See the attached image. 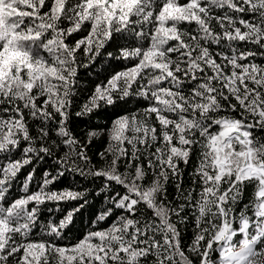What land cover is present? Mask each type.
<instances>
[{
	"label": "snow or ice",
	"instance_id": "obj_1",
	"mask_svg": "<svg viewBox=\"0 0 264 264\" xmlns=\"http://www.w3.org/2000/svg\"><path fill=\"white\" fill-rule=\"evenodd\" d=\"M77 33L85 34L69 39ZM102 52L132 63L97 84L75 115L148 104L113 121L96 167L87 148L100 130L81 142L68 120L79 70ZM257 57L264 0H0V264H264ZM45 158L54 171L30 191L33 167L25 195L13 198L21 170ZM67 172L103 178L105 207L91 211L86 191L54 189ZM69 201L78 203L59 220L40 222L42 205ZM90 211L82 239L56 243ZM190 220L195 235L185 250Z\"/></svg>",
	"mask_w": 264,
	"mask_h": 264
},
{
	"label": "trees",
	"instance_id": "obj_2",
	"mask_svg": "<svg viewBox=\"0 0 264 264\" xmlns=\"http://www.w3.org/2000/svg\"><path fill=\"white\" fill-rule=\"evenodd\" d=\"M182 3L186 0H181ZM182 27H188L187 25H182ZM85 33H77L74 37L69 38L70 40L78 39L81 35ZM241 47H254L252 45H241ZM113 49L108 48L107 51H112ZM79 56V54H78ZM257 62H264V57H257ZM132 62L125 61H116L108 59L104 52L101 56L97 57L95 62L90 64L87 68H80L78 80V89L77 95L74 98L73 106L69 115L68 128L70 131L81 141L86 142L87 133L90 130L96 129L100 130L98 138H94L92 143L88 145L87 154L91 157V164H94L96 167H100L103 164L99 153L103 152L105 147L108 145L109 136L108 129L111 127L113 121L125 114H132L135 111L139 110L141 113L143 109L147 106L148 102L142 99H133L131 103L122 102L117 103L112 106H102L98 110L94 111L91 115L88 116H76L75 113L80 110V105L92 94L97 84L106 83L108 78L114 74L116 71L123 70L125 67L131 65ZM235 115V113H233ZM65 149L61 147L57 151V155H62ZM19 158V154L17 157ZM195 166V162L189 165L185 169L184 173V186L187 187L190 183V174ZM35 167L36 177L33 181V184L30 185V191L36 190V181L39 180L40 176L45 171H54L56 165L53 160L45 158L39 162H34L33 165H29L21 170L18 175L17 181L14 182V187L12 188V197L17 198L25 195L21 190V185L24 181V177ZM103 184V178H93L91 176H80L72 172H67L63 177H61L57 182L52 185L54 189H74L77 191H86L87 198L90 201L91 211H98L105 207L106 203V194L100 193L101 186ZM117 191H123V189L117 187ZM170 193L174 191V188L169 189ZM251 192V189L248 190ZM247 202V193L246 199ZM78 202L69 201L66 203H61L59 205H54L51 203L41 206L40 212V222H47L49 219L59 220L65 212L74 207ZM31 207V205H30ZM59 207L60 211H45L48 208ZM91 211L85 213L83 217L76 220L75 226L69 230H66V239H60L56 243L61 245H70L75 244L78 240L83 238V235L86 231L91 229L90 221L92 219ZM111 220V218H109ZM105 224L100 225L104 227ZM36 232L39 233V228L36 229ZM195 235L194 225L191 220L188 225L185 227L182 234V247L187 250V246L191 244L193 237ZM37 239H49V237L37 235ZM198 264V262H197Z\"/></svg>",
	"mask_w": 264,
	"mask_h": 264
}]
</instances>
